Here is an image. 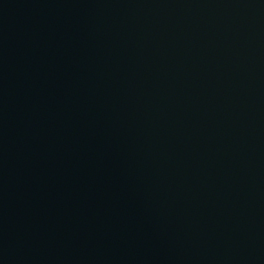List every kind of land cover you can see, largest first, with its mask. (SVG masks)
I'll list each match as a JSON object with an SVG mask.
<instances>
[{
    "label": "water",
    "instance_id": "obj_1",
    "mask_svg": "<svg viewBox=\"0 0 264 264\" xmlns=\"http://www.w3.org/2000/svg\"><path fill=\"white\" fill-rule=\"evenodd\" d=\"M0 264H264V0H0Z\"/></svg>",
    "mask_w": 264,
    "mask_h": 264
}]
</instances>
